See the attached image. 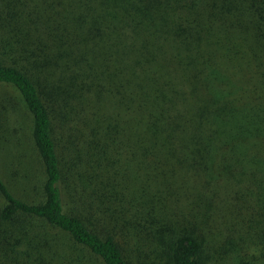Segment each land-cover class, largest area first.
Instances as JSON below:
<instances>
[{"label":"trees","instance_id":"16d2710c","mask_svg":"<svg viewBox=\"0 0 264 264\" xmlns=\"http://www.w3.org/2000/svg\"><path fill=\"white\" fill-rule=\"evenodd\" d=\"M0 88V264H264V0H0Z\"/></svg>","mask_w":264,"mask_h":264},{"label":"rangeland","instance_id":"374dc122","mask_svg":"<svg viewBox=\"0 0 264 264\" xmlns=\"http://www.w3.org/2000/svg\"><path fill=\"white\" fill-rule=\"evenodd\" d=\"M5 94L6 89L0 88V99L5 98ZM14 95L11 93L9 96L12 99ZM5 116L6 119L0 117V168L15 194L33 195L40 180V165L27 139L28 135L25 137L28 118L23 110L10 111ZM10 177L15 181H11ZM220 254L219 250L212 253L211 264H236L235 255Z\"/></svg>","mask_w":264,"mask_h":264}]
</instances>
